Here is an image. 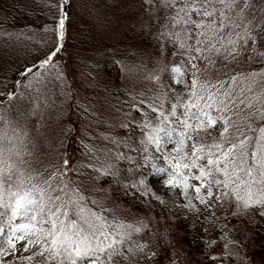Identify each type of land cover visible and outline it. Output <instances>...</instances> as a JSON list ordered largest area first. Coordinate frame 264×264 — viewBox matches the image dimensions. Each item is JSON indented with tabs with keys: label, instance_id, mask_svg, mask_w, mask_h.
Here are the masks:
<instances>
[{
	"label": "snow or ice",
	"instance_id": "1",
	"mask_svg": "<svg viewBox=\"0 0 264 264\" xmlns=\"http://www.w3.org/2000/svg\"><path fill=\"white\" fill-rule=\"evenodd\" d=\"M66 3L49 4L60 11L51 29L58 41ZM142 6L159 10L158 55L170 59L150 74L137 73L153 87L133 97L139 118L121 125L125 137L84 145L83 162L65 156L59 168L35 164L30 134L3 106L14 93H0V264H142L158 255L166 236L158 239L143 218L117 216L99 199L108 189L91 184L89 174L115 185L117 199L135 194L166 205L151 183L159 181L174 208L195 217L190 227L199 228L205 248L219 247L207 253L212 264H235L231 248L239 245L219 229L217 211L225 219L247 213L249 224L264 217V49L258 47L264 24L243 19L248 0H143ZM259 11L254 7L251 16ZM61 48L57 43L39 67L52 65ZM253 56L259 69L237 70ZM32 72L27 67L21 75ZM17 244L30 254L17 255Z\"/></svg>",
	"mask_w": 264,
	"mask_h": 264
},
{
	"label": "rangeland",
	"instance_id": "2",
	"mask_svg": "<svg viewBox=\"0 0 264 264\" xmlns=\"http://www.w3.org/2000/svg\"><path fill=\"white\" fill-rule=\"evenodd\" d=\"M143 4V0H140ZM19 10L10 12V16L15 18H24L26 28L21 29L17 38L13 37L14 43H2L0 48H6L16 53L24 47L25 53L23 59L30 62L40 63L51 51L55 49L57 43L62 44V48L55 58L52 65L39 67L40 64L32 65L34 79L30 93L20 94L16 100L6 102L4 108L14 109V116L20 122V126L29 134L27 141L32 151L36 154L35 164L51 163L55 167H61V160L65 156L74 161L76 148L75 140L80 135L89 136L88 129L92 127L94 121L85 118L82 119L77 113L76 120L72 119L73 110L71 97L76 94L81 98L88 95L95 96V81L106 78L103 73V61L106 56L101 52L89 48L85 51L78 45L71 46L73 43L81 42L95 44V42L107 43L114 46L115 49L123 50L124 45L134 48V53H128L125 60V79L134 89L139 86L137 73L147 68L144 61L145 55L141 51V46L133 42L135 30L140 29L150 22L153 15L159 12L158 9H152L151 13L141 11L136 4L130 0H67L64 4V11L68 15L65 22L64 41H58L57 35L51 30L55 28V21L60 15L59 8H52L49 4L59 5L62 0H3ZM259 6L260 11L253 18L251 10ZM144 8V7H143ZM26 15V16H25ZM245 21L251 19L253 24H264V0H248V7L241 13ZM51 20V22L49 21ZM31 22L34 25H31ZM42 22L39 26L37 23ZM135 34L132 36V34ZM23 46V47H22ZM260 49H264V39L258 43ZM126 49V48H125ZM136 57L138 61L132 59ZM168 62L156 61V65L151 68L162 67ZM261 63L257 62L255 56L250 61L236 66L240 68L259 69ZM2 81H0V92H2ZM98 96H96L97 98ZM12 102V104H11ZM39 109L34 110L36 104ZM93 108L101 112L109 122H118L122 119L120 112L112 103L107 104L104 101L91 102ZM79 120V123H78ZM157 193L167 201L166 205H161L165 210L171 212L175 217L185 214L174 208L173 201L168 195H165L166 189L160 186L159 181H151ZM116 215L128 219L143 218L152 225L150 216L135 215L131 210L116 205ZM245 213L233 218L230 217V223L226 224V229L233 240H238L240 245L239 255L241 258L252 257L253 243L245 229L242 217ZM154 228V225H152ZM175 229H168L163 236L167 241H174ZM232 231V233L230 232ZM22 244H17V255L27 256L30 253L22 252ZM34 251V250H33ZM245 254V255H244ZM181 264H195L188 257L186 252H179ZM178 262V259L174 257ZM172 259V260H173ZM13 257H6V261H12ZM161 263L154 257L151 264H171Z\"/></svg>",
	"mask_w": 264,
	"mask_h": 264
},
{
	"label": "trees",
	"instance_id": "3",
	"mask_svg": "<svg viewBox=\"0 0 264 264\" xmlns=\"http://www.w3.org/2000/svg\"><path fill=\"white\" fill-rule=\"evenodd\" d=\"M131 3L136 4L141 11L145 10L142 6L140 0H130ZM19 6L15 7L8 2H3L0 0V45L2 43H14V38H17V34L21 29L26 28L24 18L11 17V11H18ZM26 16V15H25ZM51 22V20H49ZM159 22V12L152 16L150 22L140 29L135 30L132 34L133 42L141 46V51L145 55L143 58L146 62L147 68L142 70L141 74H150L152 72L151 68L156 65V61H166L170 58H162L158 55L159 49L157 47V32L155 31L156 25ZM42 22L37 23L39 26ZM31 25H34L31 22ZM64 41V40H63ZM61 43V42H60ZM68 44L71 46L78 45L81 49L83 48L87 51L89 48L95 49L101 54L106 56V59L103 61V73L106 78L98 79L95 81V92L96 95L80 97L74 96L71 97L73 101L71 108L73 110L72 119L76 120L77 113L79 116L85 118V116L92 121L94 124L88 133L91 134L86 136L85 134L80 135L78 140H75L76 154L74 161L83 162L86 158L85 153L86 149L84 145H87L89 148L100 147L108 144V140L105 139V136L110 137H125L127 135L126 129L122 128L121 125L130 123L133 119H138V114L130 107L136 101L133 97L140 98L141 94L147 92V89L153 87L147 81L138 80L139 86L132 89L130 84L125 79V60L127 57L132 56L128 53L133 54L134 48L129 45H124L123 50L115 49L114 46L107 43L95 42L86 43L83 45L81 42L73 43L69 41ZM23 47V46H22ZM126 48V49H125ZM25 53L24 47L20 50H17L16 53L11 50H6V48H0V81H2L3 91L0 93L12 92L14 97L11 99L16 100L20 94L30 93L32 89V80L34 79V72L28 75L27 79L21 75V72L27 67H31L33 64L37 65L40 63L30 62L23 59ZM136 57H132L135 59ZM135 61H138L136 58ZM19 81V83H17ZM7 84V87L4 84ZM96 96H98L96 98ZM9 101L7 97L3 99V106H6V102ZM101 102L104 101L107 104L112 103L115 108L120 112L122 119L118 122H109L104 115L93 108L91 102ZM11 102V104H12ZM79 123V120H78ZM103 134V135H102ZM89 180L91 184L98 188H107L108 190L99 196V199L102 203L108 205L111 209L117 210L116 205L121 208V206L131 210L135 215L150 216L152 225H154L153 230L157 233V238L159 239L165 232L173 228L174 231V242L168 241L167 244H161L158 250V255L156 260L161 263L171 262L174 257L178 259V264H181L180 257L177 255V249L183 254L186 252L191 261L195 264H212L209 261L207 253L211 251L213 253L219 251V247L214 249H206L204 244L201 242V236L199 234V228H191L190 225L195 221V217L189 215L185 219V214L175 217L169 212L161 207L160 203L155 200H144L142 197H139L135 194L129 197H122L117 199L115 185H105L103 180H95L92 178V175L89 174L85 177ZM227 207V206H226ZM117 212H115L116 214ZM217 215L220 216L218 221L219 229L228 232L225 225L230 223V216L225 219L219 211ZM117 216H120L118 213ZM212 218L209 217V220ZM248 216L245 213L242 217V222L247 230L251 242L253 243L252 257L246 256L241 258L239 255L240 245L233 246L231 251L233 252L235 258V264H264V217L256 215L255 223L249 224L247 222ZM205 226H208L207 224ZM232 233V231H230ZM215 235V231L212 233ZM206 238V237H204ZM171 251H167V249ZM245 255V254H244ZM142 264H151L150 262H142ZM172 264V263H171Z\"/></svg>",
	"mask_w": 264,
	"mask_h": 264
}]
</instances>
